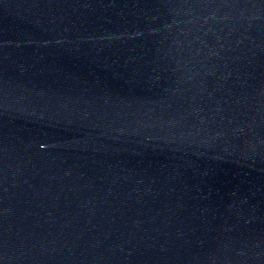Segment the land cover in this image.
Listing matches in <instances>:
<instances>
[{
    "label": "water",
    "instance_id": "95a60500",
    "mask_svg": "<svg viewBox=\"0 0 264 264\" xmlns=\"http://www.w3.org/2000/svg\"><path fill=\"white\" fill-rule=\"evenodd\" d=\"M0 264H264V0H0Z\"/></svg>",
    "mask_w": 264,
    "mask_h": 264
}]
</instances>
